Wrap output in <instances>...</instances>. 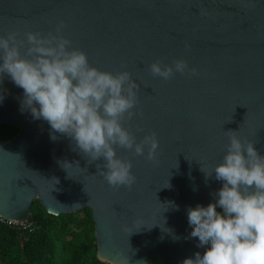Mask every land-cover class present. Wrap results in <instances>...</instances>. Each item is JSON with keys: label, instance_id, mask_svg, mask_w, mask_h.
<instances>
[{"label": "water", "instance_id": "water-1", "mask_svg": "<svg viewBox=\"0 0 264 264\" xmlns=\"http://www.w3.org/2000/svg\"><path fill=\"white\" fill-rule=\"evenodd\" d=\"M60 21L91 64L131 72L138 102L123 124L137 140L156 133V159L117 146L137 179L131 189L110 187L101 161H88L65 136L53 141L46 121L21 112L23 89L5 74L0 125L20 132L0 144V215L30 223L37 200L56 216L89 208L98 258L109 264L118 251L129 264H182L203 253L189 237L187 208L207 205L222 183L214 174L206 182L201 166L211 171L223 159L229 130L264 154V0H0V35L15 31L22 54L28 31L46 35ZM176 58L197 73L167 81L150 73L152 61ZM64 159L80 165L67 174Z\"/></svg>", "mask_w": 264, "mask_h": 264}, {"label": "clouds", "instance_id": "clouds-1", "mask_svg": "<svg viewBox=\"0 0 264 264\" xmlns=\"http://www.w3.org/2000/svg\"><path fill=\"white\" fill-rule=\"evenodd\" d=\"M64 27L60 21L46 35L28 31L24 54L25 40H18L15 31L0 35V82L6 74L23 89L21 112L46 121L53 141L57 134L67 137L73 150L88 161H101L100 174L110 187L131 189L137 179L132 161L119 155L117 146L136 156L145 155L147 149L146 158L154 161L159 145L155 132L137 140L123 124L135 115L138 85L126 68L112 72L91 64L87 53L63 34ZM149 71L165 81L176 73H197L184 58L172 63L156 59ZM3 99L2 94L0 103ZM228 137L223 159L211 171L201 166L206 182L214 174L222 186L207 205L187 208L189 237L198 238L204 251L182 264H264V154L237 131L229 130ZM58 163L67 174L73 165H80L67 159ZM169 203L178 210V205ZM129 261L127 253L118 251L112 264Z\"/></svg>", "mask_w": 264, "mask_h": 264}, {"label": "trees", "instance_id": "trees-1", "mask_svg": "<svg viewBox=\"0 0 264 264\" xmlns=\"http://www.w3.org/2000/svg\"><path fill=\"white\" fill-rule=\"evenodd\" d=\"M20 129L0 125V144L16 137ZM0 264H109L98 258L92 210L50 214L37 200L27 227L0 223ZM153 264H171L155 258Z\"/></svg>", "mask_w": 264, "mask_h": 264}, {"label": "built area", "instance_id": "built-area-1", "mask_svg": "<svg viewBox=\"0 0 264 264\" xmlns=\"http://www.w3.org/2000/svg\"><path fill=\"white\" fill-rule=\"evenodd\" d=\"M0 223L14 227H22V226L27 227L29 225V223L26 221L7 219L1 215H0Z\"/></svg>", "mask_w": 264, "mask_h": 264}]
</instances>
